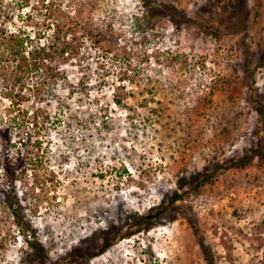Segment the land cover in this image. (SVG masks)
I'll return each mask as SVG.
<instances>
[{"label":"rangeland","instance_id":"374dc122","mask_svg":"<svg viewBox=\"0 0 264 264\" xmlns=\"http://www.w3.org/2000/svg\"><path fill=\"white\" fill-rule=\"evenodd\" d=\"M153 1L182 21L158 6L146 17L140 0L10 10V28L34 35L60 7L74 49L40 91L28 78L12 100L0 85V264H39L5 204L4 166L45 264H206L189 219L215 264H264V158L252 153L264 151V0ZM175 192L176 208L135 231Z\"/></svg>","mask_w":264,"mask_h":264},{"label":"trees","instance_id":"16d2710c","mask_svg":"<svg viewBox=\"0 0 264 264\" xmlns=\"http://www.w3.org/2000/svg\"><path fill=\"white\" fill-rule=\"evenodd\" d=\"M27 2L28 0H0V85L1 89L3 88L5 92H8L6 94H8L12 100L19 99L17 97L19 94L15 96L14 93L16 91V86L19 85L20 89H22L29 83V80H26L28 78L31 80L32 78H36L31 85L35 88V91H40L39 86L46 85L47 79H52L53 81L56 80L59 73L53 64L60 56L73 48V45L68 42L69 35L72 34V26L63 16L60 7L58 9H52L51 7L46 8L47 13L44 14L42 22L39 23V29L35 31L34 35L28 33L24 27L19 26L11 29L8 21L9 18L13 19L14 15L10 10H12L15 5L19 6L26 4ZM140 2L145 8V16L146 14L147 16L150 15L153 8L158 6L163 11L170 14L172 20L177 19L178 21H182L181 15L178 14L177 9L172 5L155 3L153 0H140ZM48 29H50L51 33H46ZM113 100L117 105L122 104V100L117 96H114ZM16 103L17 101L15 104ZM256 109L259 116L264 119V109L261 103ZM37 117L38 116L30 122L32 125L39 124V121L36 120ZM41 117L42 125H61V118L58 113L53 115L50 113H43ZM68 124L72 125L71 123H67L66 125ZM49 126L45 127L49 128ZM50 132L51 131L47 133L48 139L46 145L52 144ZM252 153L253 155L264 158V151H261L260 149H254ZM232 163H236V161L233 160ZM3 171L9 181V184L7 185V194L8 198H11V200H6L5 204L10 210L17 231L22 235V238H24L30 247V251H28L27 254L28 258L31 260L36 259L39 264H45L47 253L36 238V231L25 218L22 206L16 197V190L12 183L15 182L18 177L16 174L8 171L6 166L3 167ZM202 179L207 180L208 175H204ZM180 197L181 195L178 192H175L166 204L159 203L146 213L136 215L133 220L136 226L135 231L149 230L155 220L159 219L172 207L176 208L175 202ZM178 208L181 209V206L178 205ZM189 222L193 232L198 236L197 242L206 264H215L212 259L211 251L200 235L194 221L189 219ZM124 236L127 235H123V237ZM114 239L115 237L113 234L106 235L97 252H103L106 250L112 244Z\"/></svg>","mask_w":264,"mask_h":264}]
</instances>
